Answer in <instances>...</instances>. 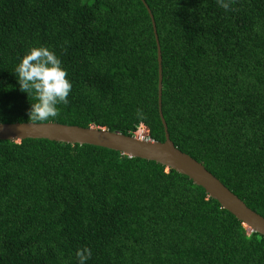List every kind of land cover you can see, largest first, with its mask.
<instances>
[{
	"label": "trees",
	"instance_id": "1",
	"mask_svg": "<svg viewBox=\"0 0 264 264\" xmlns=\"http://www.w3.org/2000/svg\"><path fill=\"white\" fill-rule=\"evenodd\" d=\"M170 139L264 217V0H144ZM141 0H0V124L28 123L14 69L52 50L59 123L165 141ZM264 264L250 232L175 170L93 145L0 140V264Z\"/></svg>",
	"mask_w": 264,
	"mask_h": 264
},
{
	"label": "water",
	"instance_id": "2",
	"mask_svg": "<svg viewBox=\"0 0 264 264\" xmlns=\"http://www.w3.org/2000/svg\"><path fill=\"white\" fill-rule=\"evenodd\" d=\"M141 1L145 4L144 0ZM146 8L150 14L157 45L158 104L160 119L165 131L164 142L144 139L136 135L127 136L105 128L70 126L53 122L0 124V140L20 142L25 139H47L69 144L93 145L120 152L131 158L156 162L168 170L172 169L187 176L195 185L204 188L209 197L218 201L222 208L241 221L247 229L264 236V217L250 209L202 163L177 149L170 139L162 112L163 73L160 43L154 17L147 5Z\"/></svg>",
	"mask_w": 264,
	"mask_h": 264
},
{
	"label": "clouds",
	"instance_id": "3",
	"mask_svg": "<svg viewBox=\"0 0 264 264\" xmlns=\"http://www.w3.org/2000/svg\"><path fill=\"white\" fill-rule=\"evenodd\" d=\"M217 3L219 7L229 9L226 0H217ZM14 72L19 90L27 96L33 95L36 101L30 105L28 120L44 122L56 118L59 106L68 103L72 90L68 73L57 55L45 46L32 47L20 59ZM76 257L78 264H86L91 252L88 248H83L77 250Z\"/></svg>",
	"mask_w": 264,
	"mask_h": 264
},
{
	"label": "rangeland",
	"instance_id": "4",
	"mask_svg": "<svg viewBox=\"0 0 264 264\" xmlns=\"http://www.w3.org/2000/svg\"><path fill=\"white\" fill-rule=\"evenodd\" d=\"M136 136H142V137H146L148 135V131L145 127L141 126L138 131L135 133ZM249 233L251 232V230H249Z\"/></svg>",
	"mask_w": 264,
	"mask_h": 264
},
{
	"label": "built area",
	"instance_id": "5",
	"mask_svg": "<svg viewBox=\"0 0 264 264\" xmlns=\"http://www.w3.org/2000/svg\"><path fill=\"white\" fill-rule=\"evenodd\" d=\"M142 137V136H141ZM144 138H146V139H150L148 136H146V137H144ZM151 140V139H150Z\"/></svg>",
	"mask_w": 264,
	"mask_h": 264
}]
</instances>
